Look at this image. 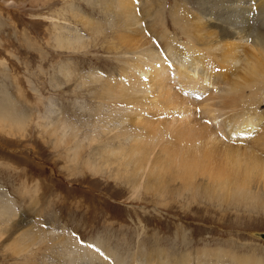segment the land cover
Instances as JSON below:
<instances>
[{
	"label": "rangeland",
	"instance_id": "obj_1",
	"mask_svg": "<svg viewBox=\"0 0 264 264\" xmlns=\"http://www.w3.org/2000/svg\"><path fill=\"white\" fill-rule=\"evenodd\" d=\"M222 1L134 0L133 19L116 16L113 4L102 10V0H0V95L8 90L25 117L0 120V264H150L155 248L166 264L189 254L192 264H227L205 258L220 248L264 259V241L253 236L264 232V140L237 152L218 145L197 128L202 115L181 112L150 82L161 63L147 57L153 47L165 57L166 41L182 47L194 35L199 50L226 45L211 23ZM76 36L81 44L59 48L57 37ZM139 53L151 63L142 76L133 69ZM258 85L233 103L249 99L263 112L264 80ZM200 162L194 172L184 166ZM93 244L98 256L69 261Z\"/></svg>",
	"mask_w": 264,
	"mask_h": 264
},
{
	"label": "bare ground",
	"instance_id": "obj_2",
	"mask_svg": "<svg viewBox=\"0 0 264 264\" xmlns=\"http://www.w3.org/2000/svg\"><path fill=\"white\" fill-rule=\"evenodd\" d=\"M225 1H227V0L222 1L219 9L217 10V14H219V17L218 18L216 17L217 19H215L214 22H211L215 25L216 29H218V31H219L218 36H217L219 39L218 42L219 41L220 42H226V45L225 46L223 45L224 46L223 48H221L220 50L217 51V49H215V45L213 44L214 49L203 48V49L199 50L196 48V46H197L196 43L199 42V41L196 42V40H198L199 37L195 38V35L193 34L194 36H190L187 38L188 39L187 40L188 43L186 42L187 44L182 43V44H184V46H182V47L180 46L181 48L179 46L175 45V43L173 44V42L171 40L166 41V39L163 38L166 41L165 42L166 47L164 49H166L165 51L167 52L168 56L167 55H166L167 57L166 56L165 57L160 56L159 53H157V51H156L157 49L152 46L153 48H151V49L147 48V49H149V51L147 53V57L151 58V61H153V58L155 57L156 60L161 62V63L156 62V64H154L157 67L156 68L153 67L155 70L152 73V77L150 79V82L156 81L155 85L159 86L160 89H162L164 91L163 94H167V100L181 104L179 107V110H181V112H183L185 114H188V115L193 116L195 118H197L196 117L197 115H199V117L202 115V118H205V119L204 120L201 119L203 121V123H202V125L198 124L197 128L198 129L199 128L205 129L206 131H210L212 134L211 133H210V135L208 133L205 134V136L207 134L210 137L212 135L214 136V138L212 137L210 140L213 139L212 140L213 142H218L217 143L218 145L225 144L224 147L229 148V149H231V147H236L237 148L236 152H237L238 148H244V149L248 148L249 149V147H248L249 143H247V142H251L252 141L251 139H255L253 141L254 144H255V142H263V140H264V111L263 112L259 111L258 108H256L257 107L256 105H254L253 103H250L249 99L244 100V102L246 103L244 106L239 107V105L233 103V101L240 99V97H242L241 95H244L243 94L244 90H246L247 87H248V89L249 88L250 89H252V88L257 89L258 87H260V85H258V84L263 82V80H264V0H229L226 3H225ZM132 2L134 3V0H114V2L112 0L111 1L102 0V3L105 6V7H102V10H105V8H106V10L109 8L113 9V7H112V4H113L114 9H116V10H114L115 15L117 13L119 15V17L123 15V16L132 17L133 19H135V18H137V14L135 13L136 11H134V8L137 6V4H136V6H134L135 4H133ZM206 6H208V5H206ZM204 8L206 9V7H204ZM206 11H207V9H206ZM208 12H209V9H208ZM72 13H73L72 15H75L77 12H75L72 9ZM118 15H116V16H118ZM180 15H178V16H180ZM213 15H214V13H213ZM182 17H183V15H182ZM178 18L179 17L176 18V21H178L177 20ZM174 19H175V17H174ZM184 20L187 21L186 19H184ZM204 20H205V18H204ZM209 20H210V18H209ZM123 21H125V20H123ZM207 21H208V18H207ZM114 23L116 24L117 22H113V24ZM120 23H121V20H120ZM126 23H127V21H126ZM132 23H133V21H132ZM191 23L195 25L196 21L194 20V22H193V20H192ZM185 24H187V22H185ZM185 24H184V26H185ZM208 24H209V22H208ZM213 24H211V25H213ZM124 25H126L125 28H127L129 26L127 24H124ZM136 25H137V27H136V29H137L138 24H136ZM180 25L183 27V24H180ZM85 26L89 27L91 31H95L97 29L96 26L93 25V23L89 20L87 21ZM195 27H197V25H195ZM184 28L186 29V27H184ZM132 30H133L132 32L136 31L134 29H132ZM137 30H140V29L138 28ZM129 31L130 30H128V32H127L128 34H129ZM153 31H154V29H153ZM136 32H139V31H136ZM183 32H181V33H183ZM139 33H137V34L139 35ZM214 33H215V31H214ZM125 34H124V36H125ZM188 35H189V33H188ZM203 35H205V34H203ZM208 35L206 34L207 37H209ZM121 36H123V35H121ZM186 36H187V34H186ZM210 36H212V39H213L214 36L212 34ZM116 38H117V36H116ZM136 38H137V36H136ZM57 39L59 40L58 41V44L60 46L59 48H61V46H67V48H68L72 44H81L79 37L75 38L74 42H71V40H68L67 44L64 43V41L60 40L59 37H57ZM128 39H129V35H128ZM82 40H83V38H82ZM203 40L204 39H202V42H203ZM249 40H250V42L248 43ZM210 41H208V42H210ZM135 42H136V39H135ZM137 43H138V40H137ZM137 43H136V45H137ZM200 44H199V46H200ZM220 45H221V43H220ZM84 46L85 45H81V47H84ZM202 46H200V47H202ZM209 46H210V44H209ZM130 50H131V48H130ZM134 50H135V48H134ZM144 51H145V48H144ZM177 52H181V54H179ZM139 54H138V56H139ZM141 55L142 54H140V56ZM142 57L143 56L136 58L137 61H136V64L134 65V68H133V69L137 70L136 72L138 74H141V76L146 74L147 71L151 68V66H150L151 63H148L149 60H147V57H143V58ZM160 59H162V60H160ZM145 61H147V62H145ZM216 68H218L219 73L215 75L214 71H218ZM130 72H131V70H130ZM130 74L131 73H128V76ZM170 76L172 78L171 80H170ZM259 79H261V80H259ZM168 84H170V85H168ZM253 84H255V85H253ZM111 86H113V85H110L109 83H103V85H101V87H105V88H110ZM147 86H148V83H147ZM253 89H252V91L255 92L256 90H253ZM121 90H123V89H121ZM7 92H8V90H7ZM7 92L5 89H3V91H1V95H0V120L3 122H5V121L12 122V124H15V125H21V123H23L24 119H25L24 114L16 107L17 105H15L9 99L11 97L7 94ZM100 92H102L103 98H104V96H106L108 94L110 97L115 99V97L112 95V94L116 93L115 88H112V94L110 92H105L102 90H100ZM160 92H161V90H160ZM160 92H159V94H160ZM125 94H126V92H125ZM194 94L200 95V96L205 95V96L203 99L201 98L202 99L201 101L197 102V101H194V99H198V98H195ZM131 101H133V100H131ZM126 104L129 105L130 102H127ZM139 104L140 103H138V106H139ZM131 105H133L132 102H131ZM171 105H173V104H171ZM115 107H116V104H115V102H113L111 104V110H114ZM199 117L197 120H199ZM184 121H185V119H184ZM66 125H67V123L64 124V129L67 128L68 130L71 131V127L68 128ZM190 126H192V125H190ZM197 128L195 129V131L197 130ZM67 129L64 130V132L67 133L68 132ZM256 129H260L259 134L257 131H255ZM156 130L157 129H155V131ZM157 132H159V131L157 130ZM203 132H205V131L203 130ZM218 132H220L219 135L217 134ZM155 134H156V132H155ZM136 136H133V137H136ZM136 139H138V138H136ZM201 139H202V136H201ZM203 139H205V138H203ZM203 141H206V143H207V139L203 140ZM212 141H210V143H213ZM234 143H237V144H234ZM244 143H247V144H244ZM214 144L217 145L216 143H214ZM204 148H205V146H204ZM137 149H139V147ZM116 152H117V150H116ZM205 152L206 151H203V157H204ZM201 154L199 156V159L203 158L201 156ZM107 157H108V155H107ZM131 157L135 158L134 154H132ZM205 157H206V155H205ZM253 157H255V156L253 155ZM156 158H158V157H156ZM206 158H208V157H206ZM199 159H198V161H199ZM201 159H200V161H201ZM203 159H205V158H203ZM206 162H207V160H206ZM200 163L202 164L203 162H200ZM200 163L195 164L194 169L190 166V164H187V165L184 164V166H186L187 170H191L194 172L198 169V167H200V169H201V167L206 165V164L205 165L202 164V166H200ZM209 167H211V166H209ZM215 171H216V169H215ZM221 173H222V171H221ZM221 173L219 172L218 174H221ZM214 174H213L214 176L218 175L216 172ZM221 175L224 176L226 174L223 175V173H222ZM222 176H220L219 181H221L223 179V178H221ZM213 178H216V177H213ZM218 184L220 187L221 185L219 182H218ZM254 233H253V235H254ZM62 241H63V239H62ZM67 242H68V240H67ZM73 246L76 247V245H73ZM81 251L82 252L80 254H78L77 256L68 254V256L70 255L68 258L69 261L70 262L75 261V260H77L83 256H87L86 258H88L89 256H94V254H95V256H98L97 253L100 252L99 250H97L96 247H94V244H93V246H88V247L82 249ZM206 251H205L204 255H205V258H208V260L209 259L212 260L215 258L219 262L227 261V264H264V259H262L261 257H259L257 255H254V253L251 255L244 254V255L238 256V254L235 253V251L230 250V249H223V248L215 249L212 252H209V254H207ZM145 252L146 251H144V253ZM102 253L105 255V258L108 257V253H106L104 251H102ZM164 253H165V251H163L161 249H157V248L153 249L152 256L156 257L158 259V261L157 262H151L150 264H152V263L153 264L154 263L166 264L164 261V258H163ZM194 253H196V252L194 251ZM197 253H200V252L197 251ZM165 255H166V253H165ZM199 256L197 258H199ZM179 259L180 260L178 261L177 264H192L194 262V259L193 260L191 259L190 254H189V256H186V257L181 256V258H179ZM195 260L198 261L199 259H196V257H195ZM80 261H82V260H80ZM133 264H136V263H133ZM168 264H170V263H168Z\"/></svg>",
	"mask_w": 264,
	"mask_h": 264
},
{
	"label": "water",
	"instance_id": "obj_3",
	"mask_svg": "<svg viewBox=\"0 0 264 264\" xmlns=\"http://www.w3.org/2000/svg\"><path fill=\"white\" fill-rule=\"evenodd\" d=\"M253 236L264 241V232H255Z\"/></svg>",
	"mask_w": 264,
	"mask_h": 264
},
{
	"label": "built area",
	"instance_id": "obj_4",
	"mask_svg": "<svg viewBox=\"0 0 264 264\" xmlns=\"http://www.w3.org/2000/svg\"><path fill=\"white\" fill-rule=\"evenodd\" d=\"M195 96L198 98V100H201V98H202V96H200V95H195Z\"/></svg>",
	"mask_w": 264,
	"mask_h": 264
}]
</instances>
